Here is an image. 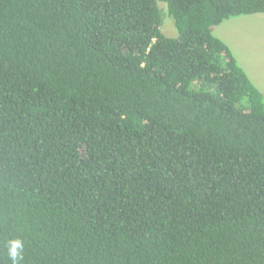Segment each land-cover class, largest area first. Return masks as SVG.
Returning <instances> with one entry per match:
<instances>
[{
	"label": "trees",
	"instance_id": "obj_1",
	"mask_svg": "<svg viewBox=\"0 0 264 264\" xmlns=\"http://www.w3.org/2000/svg\"><path fill=\"white\" fill-rule=\"evenodd\" d=\"M255 14L0 0V264H264V95L213 35Z\"/></svg>",
	"mask_w": 264,
	"mask_h": 264
},
{
	"label": "rangeland",
	"instance_id": "obj_2",
	"mask_svg": "<svg viewBox=\"0 0 264 264\" xmlns=\"http://www.w3.org/2000/svg\"><path fill=\"white\" fill-rule=\"evenodd\" d=\"M158 7L164 13L161 33L167 38H177L178 34L172 19L167 15L166 5L158 3ZM213 35L230 49L236 62L246 69L252 85L264 87V15L230 19L214 27Z\"/></svg>",
	"mask_w": 264,
	"mask_h": 264
},
{
	"label": "clouds",
	"instance_id": "obj_3",
	"mask_svg": "<svg viewBox=\"0 0 264 264\" xmlns=\"http://www.w3.org/2000/svg\"><path fill=\"white\" fill-rule=\"evenodd\" d=\"M23 243L16 239L9 242L8 255L12 261V264H20L22 260Z\"/></svg>",
	"mask_w": 264,
	"mask_h": 264
},
{
	"label": "crops",
	"instance_id": "obj_4",
	"mask_svg": "<svg viewBox=\"0 0 264 264\" xmlns=\"http://www.w3.org/2000/svg\"><path fill=\"white\" fill-rule=\"evenodd\" d=\"M230 50V49H229ZM235 58V57H234ZM237 61V60H236ZM238 63V62H237ZM238 65L243 69V71L245 72V74L247 75V77L248 78H250L249 77V74L247 73V71H246V69L243 67V66H241L239 63H238ZM250 80V79H249ZM251 81V80H250ZM255 86V85H254ZM256 87V86H255ZM258 90H259V92H261L263 95H264V87H256Z\"/></svg>",
	"mask_w": 264,
	"mask_h": 264
}]
</instances>
